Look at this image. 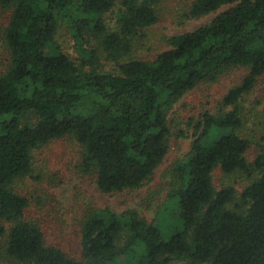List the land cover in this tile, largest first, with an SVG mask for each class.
<instances>
[{"label": "trees", "instance_id": "obj_1", "mask_svg": "<svg viewBox=\"0 0 264 264\" xmlns=\"http://www.w3.org/2000/svg\"><path fill=\"white\" fill-rule=\"evenodd\" d=\"M160 0H0L4 17L0 68V249L33 264H264V147L252 161L239 135L238 102L264 73V0H192L185 18L216 12L209 22L166 38L169 48L131 56L137 36L153 25ZM116 9L115 27L104 15ZM69 23L77 62L55 40ZM90 34L114 72L104 70ZM91 49H96L91 48ZM248 72L217 104L191 118L193 139L172 168L166 197L181 227L164 239L133 208L89 206L80 222V259L44 243L24 218L28 200L15 180L32 172L33 151L67 137L79 146L77 171L104 193L140 188L168 150V113L188 92L234 68ZM32 116L34 122L25 121ZM182 135V134H180ZM250 176L238 197L216 189L212 172Z\"/></svg>", "mask_w": 264, "mask_h": 264}, {"label": "rangeland", "instance_id": "obj_2", "mask_svg": "<svg viewBox=\"0 0 264 264\" xmlns=\"http://www.w3.org/2000/svg\"><path fill=\"white\" fill-rule=\"evenodd\" d=\"M191 1L160 0L157 21L137 36L131 56L144 59L155 56L169 48L167 37L191 31L209 22L226 8L223 6L216 12L198 18H185L184 13ZM4 17L0 10V68L6 58L1 47ZM104 19L108 26L115 27L116 9L106 13ZM84 37L89 41L87 48L95 51L100 66L114 72L115 63L105 58L102 49H97L95 39L90 34ZM55 40L77 62L76 43L66 20L59 21ZM95 46L96 49H91ZM247 72L246 67L231 69L216 82L199 85L174 105L168 113L170 135L167 153L152 179L140 188L101 192L93 176L77 171L80 149L76 142L67 137L38 147L33 151L31 174L15 180L13 184L14 190L28 200L24 218L40 227L46 245H55L74 259H80V222L89 206L109 207L117 212L136 209L147 222L157 224L163 238L167 239L175 229L181 227V222L175 218L174 201L166 195L170 189L173 165L177 161H184L190 151L193 139L190 119L197 121L203 111L215 112L224 94L239 83ZM237 107L245 119L238 134L250 141L246 158L252 161L258 152V145L264 147V73L257 78L252 90L239 100ZM25 121L34 122V118L26 117ZM249 180V175L240 172L223 175L219 168L212 172L215 188L232 186L237 197ZM2 250L0 264H33L9 259ZM169 264L183 263L172 261Z\"/></svg>", "mask_w": 264, "mask_h": 264}]
</instances>
